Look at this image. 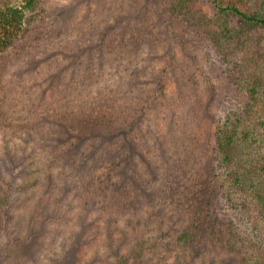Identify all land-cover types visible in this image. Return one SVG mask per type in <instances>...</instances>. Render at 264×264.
I'll list each match as a JSON object with an SVG mask.
<instances>
[{
  "label": "rangeland",
  "instance_id": "obj_1",
  "mask_svg": "<svg viewBox=\"0 0 264 264\" xmlns=\"http://www.w3.org/2000/svg\"><path fill=\"white\" fill-rule=\"evenodd\" d=\"M15 1L20 3V0ZM110 1L55 0L59 7L72 5L70 9H65L64 14L73 25L79 24V28L77 32L66 30L59 40L57 37V42L52 45L55 49L50 52L61 60L63 58L60 53H68L72 49L79 55L78 51L82 50V60H87L89 53L83 50L91 47L93 57L98 59L101 56L102 33L107 24L111 23L104 19L112 7ZM145 36H142L143 42L139 39L138 43L130 44L133 51L122 63H114L117 57L109 58V63L98 72L100 76L89 87H84L80 81L75 82L70 76L73 68L69 59L63 66L66 78L54 81L50 75H40L41 78L36 75L49 65L46 62L42 67V58H37L38 70L34 75L30 72L29 63L23 62L22 66L14 68L25 73L17 85L19 91L21 88L26 90L16 95L20 102L15 107L17 121L9 119L6 125L14 123L12 128L0 127V196L7 193L4 212H1L0 207V215H5V223L0 219V261L4 260L3 256L10 254L3 264H121L117 259L122 256L126 261L124 264H264V33L250 39L249 49L240 46L234 50L239 59L254 60L245 64L247 70L242 78L245 82L241 85L244 84L243 87L248 89L251 88L250 82L254 84L257 101L254 103L248 100L253 105V111L250 112L248 127L243 133L237 134L230 169L243 175L246 180L243 186L239 185L230 195L232 200L226 206H221L225 201L218 205L216 227L224 230L225 234L223 237L220 235L221 241L215 238L214 244L209 242L206 245L203 240L195 251L190 249V252L178 247L177 237L196 215L194 205L189 206L178 195L165 196L167 188H163L165 184H161L160 177L152 170L143 174L146 182L137 180V176L133 175L131 157L132 166L127 162L125 184L120 187L125 185L132 196L133 191L135 194L141 193L142 202L136 204L139 210L133 213V206L123 202L124 199L120 202L112 198L110 201L107 198L96 200L90 190L83 186L96 168L98 162L95 158L102 155L110 163L108 153L117 157L119 153L126 154L127 150L122 146L117 150L118 145L114 142L96 148L102 142L68 140L55 131V119L47 118L49 114L52 115V109L58 107L59 102L55 104V100L61 99L60 93L67 97L65 100L70 99L71 106L75 101L78 105H91L92 102L104 105L107 99L112 98L122 102V94L131 83H136L134 91L139 84L145 90L149 78H155L165 68L169 52L166 40L160 36ZM256 38L259 43L254 42ZM140 44L143 45L138 47ZM256 59L258 62L254 63ZM136 64L143 66L136 71ZM204 76L205 80L200 78V95L205 93L208 85L214 83L219 87L217 76ZM36 77L40 78L37 82ZM241 85L237 87L239 91ZM156 89L154 84H150L146 92H142L141 101L136 108L133 106V110L135 108V114L143 116L144 124L150 126L148 133L152 136L148 139L149 143L162 145L168 143L163 132H159V122L168 114L163 112V108L169 107V101L174 102L180 94L173 89L166 94V103L163 100L160 102L161 96L146 102ZM179 89L184 90V86H179ZM231 91L236 92V87H231ZM188 92L193 93L191 90ZM38 94H43L48 100H37L35 96ZM237 96L234 98L236 103L245 100ZM197 97L193 101L196 102ZM198 109L201 118V132L198 135L202 136L208 134L214 116L205 101ZM182 117H186V122L192 121L190 115ZM248 130L253 133L245 138L244 133ZM6 141L9 142V149L13 150V160L5 152ZM119 143L120 140L117 141ZM21 150H24V160L19 158ZM129 152L133 153V148H129ZM72 158H75L74 164L71 163ZM103 164L102 167H105ZM193 170L196 172L198 169ZM141 183H145L146 187ZM180 183L190 187V181ZM160 189L164 191L160 192ZM44 191L46 197L43 204L49 206L45 213L38 214V220L30 223L37 211L38 199ZM37 222L41 224L36 226ZM228 237L230 239L226 243ZM248 240L249 246H246ZM18 241L26 243L18 246ZM72 244L74 249L69 250ZM15 245L17 248L12 251ZM257 246L262 249L251 251L252 247ZM138 252H142V256L135 261L134 256Z\"/></svg>",
  "mask_w": 264,
  "mask_h": 264
},
{
  "label": "trees",
  "instance_id": "obj_2",
  "mask_svg": "<svg viewBox=\"0 0 264 264\" xmlns=\"http://www.w3.org/2000/svg\"><path fill=\"white\" fill-rule=\"evenodd\" d=\"M15 2L0 0V127L5 128L6 124H9V119H13L12 122L17 121L18 113L15 107L20 102L16 95L26 88L18 90L17 84L21 81V75L25 76V73L14 68L22 66L23 62L31 64L29 69L34 75L38 70L37 58H42L41 66L43 67L46 62L49 65L43 67L41 73L37 71L36 75L38 77L50 75L54 81L66 78L63 75V66L69 59L73 68L70 76L75 82L80 81L84 87H89L100 76L98 72L104 70L105 65L109 63V58L117 57L114 63H122L133 51L130 44L138 43L139 39L143 42L142 36L146 37L145 35H152L155 38L160 36L169 46L168 59L165 68L158 72L155 78H149L146 83L145 90L150 84H154L157 89L145 101L161 96L160 102L163 100L166 103L168 102L166 94L173 89L180 94L174 102L169 101V107L163 108V112L168 114L159 122L161 125L159 132H163L168 143L162 145L149 143L148 139L152 136L148 133L150 126L144 124L143 116L135 114V108L141 101V94L146 91L140 84L134 91L133 86L136 87V83L129 84L130 87L123 92L122 102L112 98L107 99L104 105L96 102H92L91 105H78L75 101L71 106L70 99L65 100L67 97L60 93L61 99L55 100V104L59 102L58 107L52 109V115L49 114L47 118L55 119L56 124H53L55 131L68 140L82 143L102 142L96 145V148L105 143L112 145L114 142L118 145L117 150L121 146L127 150L126 154L119 153L117 157L108 153L107 157L111 164L106 162L102 155L95 158L98 162L96 168L89 179L84 181L83 186L90 190L96 200L107 198L110 201L112 198L120 202L124 199L123 202L133 206V213L139 210L136 204L142 202L141 193L135 194L133 191L132 196L125 185L120 187L125 184L126 164L128 162L132 166L133 159V175L137 176V180L146 182L143 174L152 170L160 177L161 184H165L163 186L167 188L165 196L178 195L183 197V201L189 206L194 205L196 215L177 237L178 247L190 252V249L195 251L203 240L206 245L209 242L214 244L215 238L221 241V236L225 233L216 227V210L222 201L225 202L221 206H226L227 202L232 200L230 195L239 185L243 186L246 180L243 175L230 169L237 134L243 133L248 127L250 112L253 111V105L248 100L254 103L257 101L255 85L250 82L251 88L248 89L243 87L244 84L241 85L245 82L242 79L247 70L245 64L254 60L239 59L235 56L234 50L240 46H247L249 49L250 39L264 33V0H111L109 3L112 7L104 17L105 21L109 20L111 23L107 24L102 33L101 56L95 59L91 47H85L83 51L89 53L87 60H82V50L78 51L79 55L72 49L68 53H60L63 58L61 60L50 52L55 49L52 45L57 42V37L59 40L61 35H65L66 30L77 32L79 28V24L73 25L64 14L65 9H70L72 5L59 7L55 0ZM254 42L259 43L258 38ZM257 62L256 59L254 63ZM135 66V70L138 71L143 65ZM206 74H210L211 77L217 76L220 80L219 87L214 83L208 85L205 93L200 95L202 92L200 78L205 80ZM40 78L36 77L35 82ZM239 85L242 86L240 91L237 89ZM179 86H184V90L179 89ZM231 87L234 89L236 87V92L231 91ZM224 89L226 91H223ZM188 90L193 93H189ZM155 93L158 95H154ZM226 95H230L231 98ZM237 95L245 100L236 103L234 98L238 97ZM195 96H199L196 102L193 101ZM35 97L37 100H48L43 94ZM181 97L184 99L183 102ZM203 101L213 112L214 118L208 134L200 136L198 133L201 132V118L197 110ZM189 115L192 116L191 122H186V117L180 118ZM13 124L7 128H12ZM252 133L248 130L244 137L247 138ZM119 140L121 144H117ZM8 143L5 142V152L13 160V150L9 149ZM129 148H133V153L129 152ZM23 155L24 150H21L19 156L21 160L25 159ZM130 157L132 159H129ZM74 159L72 158V164ZM102 163L105 167H102ZM191 167L198 170L195 172ZM180 181H190V187L181 184ZM141 184L146 187L145 183ZM163 191L164 189H160V192ZM6 195L7 193H3L0 196L1 212L5 209ZM45 197L44 191L43 196L38 199L37 211L30 223L38 220L39 213L46 212L49 205L43 204ZM0 219L5 223L3 221L5 215L2 213ZM39 224L41 223L37 222L36 226ZM229 239L230 237L226 243ZM25 243L19 242L18 246ZM246 246H249V240ZM16 248L15 245L12 251ZM258 248L252 247L251 251ZM72 249L73 244L69 250ZM140 256L142 252L136 253L135 261ZM7 257H10V254ZM7 257L3 256L4 260ZM4 260L0 261V264H3ZM117 261L122 262L121 264L126 262L124 256Z\"/></svg>",
  "mask_w": 264,
  "mask_h": 264
}]
</instances>
